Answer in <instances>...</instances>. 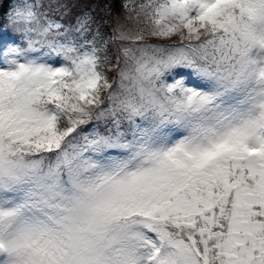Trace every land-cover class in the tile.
Segmentation results:
<instances>
[{"label":"snow or ice","instance_id":"snow-or-ice-1","mask_svg":"<svg viewBox=\"0 0 264 264\" xmlns=\"http://www.w3.org/2000/svg\"><path fill=\"white\" fill-rule=\"evenodd\" d=\"M115 3L0 12V264H264V0Z\"/></svg>","mask_w":264,"mask_h":264},{"label":"trees","instance_id":"trees-1","mask_svg":"<svg viewBox=\"0 0 264 264\" xmlns=\"http://www.w3.org/2000/svg\"><path fill=\"white\" fill-rule=\"evenodd\" d=\"M6 1H9V0H6ZM84 2V0H83ZM86 2H90L93 4V6L95 5V2L96 0H86ZM2 3H4V0H2ZM6 4V3H5ZM3 6V4H1ZM119 0H116V3H115V11L118 13L119 12ZM105 31H109V29H105Z\"/></svg>","mask_w":264,"mask_h":264},{"label":"rangeland","instance_id":"rangeland-1","mask_svg":"<svg viewBox=\"0 0 264 264\" xmlns=\"http://www.w3.org/2000/svg\"><path fill=\"white\" fill-rule=\"evenodd\" d=\"M5 39L7 38V37H4Z\"/></svg>","mask_w":264,"mask_h":264}]
</instances>
